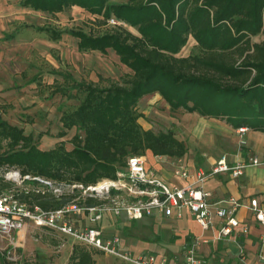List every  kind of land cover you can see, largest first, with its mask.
Returning <instances> with one entry per match:
<instances>
[{"label":"trees","instance_id":"1","mask_svg":"<svg viewBox=\"0 0 264 264\" xmlns=\"http://www.w3.org/2000/svg\"><path fill=\"white\" fill-rule=\"evenodd\" d=\"M18 1L49 15L72 6L89 13L100 31L34 29L51 41L62 32L69 34L78 52L111 50L129 73L101 86L64 77L66 86L56 91L78 98L58 119L56 137L75 130L69 148L59 141L40 149L39 134L24 133L0 118V170L85 187L102 178L115 179L132 155L148 151L169 159L182 157L186 147L170 130L154 133L137 122L138 100L153 93L171 110L219 119L232 129L264 132V0ZM110 17L120 24H108ZM187 37L198 52L176 56ZM31 178L17 186L0 175V194L11 192L19 203L41 210L60 208L77 196L74 191L55 196ZM83 203L93 206L99 200L87 194ZM96 253L102 252L76 241L66 264H94ZM7 256L6 249L0 251V264H19Z\"/></svg>","mask_w":264,"mask_h":264},{"label":"rangeland","instance_id":"2","mask_svg":"<svg viewBox=\"0 0 264 264\" xmlns=\"http://www.w3.org/2000/svg\"><path fill=\"white\" fill-rule=\"evenodd\" d=\"M39 26L59 31L81 29L97 32L102 28L93 23L92 15L76 6L49 15L23 7L18 0H0V118L21 127L24 133H31L34 137L39 134L37 146L40 149L51 148L59 141H63L65 147L69 148L68 139L75 130L71 128L64 136L56 137L60 130L58 119L62 111L70 110L78 104V98H68L56 91L57 87L66 86L64 84L67 80L64 77L69 75L76 81L101 86L108 81L119 80L129 70L119 63L111 50L105 54L97 51L78 52L76 39L69 34L62 32L59 39L51 41L44 33L34 29ZM125 28L137 34L134 27L125 25ZM197 52L195 42L187 37L175 55L186 56ZM65 93L70 92L66 89ZM135 112L142 129H150L154 133L170 130L186 147L181 158L190 159L195 164L207 156L219 158L243 147L238 142L235 129L231 130L222 120H209L196 113L171 110L158 94L140 98ZM223 124L226 125L225 131L220 129ZM149 153H144L147 158L150 157ZM12 172L17 171L0 170V175L17 186L23 185L14 177L11 178L8 173ZM117 229L126 243L135 249L134 252L164 254L169 264H182L184 248L195 242L197 247L202 239L192 237L184 240L176 235V228L171 225L149 224L141 220L128 221L125 226ZM20 237L15 239L16 247L6 257L19 264L25 261L29 264H66L71 245L76 242L67 235L45 230L30 222ZM5 242H0V251L5 250ZM209 245L208 240L205 246ZM223 250L220 246L216 247L214 253L212 250L209 253L206 248L200 256L204 264H216L224 258ZM236 252L238 255V247ZM93 258L94 264H129L104 253H96Z\"/></svg>","mask_w":264,"mask_h":264},{"label":"built area","instance_id":"3","mask_svg":"<svg viewBox=\"0 0 264 264\" xmlns=\"http://www.w3.org/2000/svg\"><path fill=\"white\" fill-rule=\"evenodd\" d=\"M107 23L120 24L112 17L107 19ZM246 130L245 127L235 129L239 144L244 145L242 135ZM163 159H167L174 176L186 180L184 185L166 184L147 167L144 155L129 156L125 166L115 172V179L102 178L95 184L85 187L81 184H62L39 177L31 178L28 175L20 177L17 172L8 173L19 183L23 179H35L55 196L70 194L73 191L77 196L60 208L41 210L35 206L29 209L19 203L11 192L0 194V242L6 241L4 245L6 254L14 250L15 239L21 238V232L28 222L67 235L77 242L129 264H166V260L152 252L133 254L123 249L118 232L104 234L100 222L105 215L115 218L123 214L126 219L131 220L157 213L163 217L176 219L180 217L181 209L184 208L200 228L214 227L212 237L214 240L230 237L234 239L247 232L246 223L236 216L237 209L242 205L240 201L229 196L220 204L211 205L208 201L209 193L203 190V183L207 177L220 172L237 177L246 167L264 169V159L249 155L243 161L231 164L222 156L209 168L196 167L192 171L180 159L175 161L168 157ZM87 194L97 197L99 203L86 206L83 201ZM245 207L252 211L254 219L260 225H264V210L259 207L256 198H249ZM201 241L206 242L204 239ZM195 245L196 242L184 248L183 264H204L196 252ZM259 257L261 264H264V256ZM238 264H244L240 248Z\"/></svg>","mask_w":264,"mask_h":264},{"label":"crops","instance_id":"4","mask_svg":"<svg viewBox=\"0 0 264 264\" xmlns=\"http://www.w3.org/2000/svg\"><path fill=\"white\" fill-rule=\"evenodd\" d=\"M208 119L215 120L214 118ZM225 126V124L221 126V131H225ZM243 136L245 143L242 149H235L233 152L223 156L227 163L233 164L243 161L249 155H254L260 159H264V132L246 130L243 133ZM149 154V158H147V155L144 154L147 159L146 165L158 178L168 185H184L186 183L185 179H180L172 174L171 167L168 164L167 159L165 160L160 156H153L151 153ZM219 158L207 156L203 159V161L197 164L190 159L181 157L179 159H182L181 161L187 165L190 171H192L196 167L207 169L216 163ZM203 190L209 193L208 201L211 205H218L229 196H233L240 201L242 205L237 209L236 216L239 220L246 223L248 226L247 232L245 234H240L234 239L230 237L221 240H214L212 238L214 235V227L209 229L200 228L192 220L188 211L184 208L181 209L180 217L176 219L172 217H163L160 214L154 213L149 217L135 219L133 221L141 220L142 222L149 224L155 223L171 225L176 228V235H178L179 238L190 240L192 237H196L198 239L202 238L206 240V242L201 241V243L196 247V252L199 257H201V252L205 251L206 248H208L207 252L210 253L212 250L214 253L216 247L218 248L221 246L224 249V258H221L216 264H238V255L236 254L237 247L238 249L239 247L240 249H243L242 255L244 264H261L259 256H264V225H260L254 219L252 211L245 207V203L249 198L254 197L256 198L259 207L264 210V169L261 167H246L237 177H231L227 172H220L215 175H211L205 179L203 183ZM128 221L130 220L126 219L123 214L115 218H110L105 215L100 222V226L105 235L118 232L120 245L123 249H126L131 253L143 252H134L135 249L126 243L127 241L123 238L122 233L117 229L119 226H125ZM122 222L124 224L120 225ZM208 240L210 245L205 246ZM236 241H238L239 244ZM154 253L158 256L164 257L166 264H169V259H167L164 254L157 252Z\"/></svg>","mask_w":264,"mask_h":264}]
</instances>
